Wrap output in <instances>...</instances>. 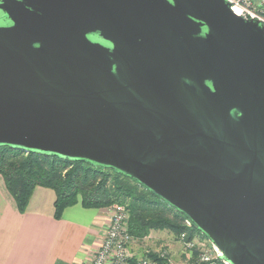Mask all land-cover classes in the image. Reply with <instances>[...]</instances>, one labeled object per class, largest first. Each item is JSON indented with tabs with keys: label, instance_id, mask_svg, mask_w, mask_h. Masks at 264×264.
<instances>
[{
	"label": "water",
	"instance_id": "obj_1",
	"mask_svg": "<svg viewBox=\"0 0 264 264\" xmlns=\"http://www.w3.org/2000/svg\"><path fill=\"white\" fill-rule=\"evenodd\" d=\"M0 146L113 168L264 264V25L227 0H0Z\"/></svg>",
	"mask_w": 264,
	"mask_h": 264
},
{
	"label": "trees",
	"instance_id": "obj_2",
	"mask_svg": "<svg viewBox=\"0 0 264 264\" xmlns=\"http://www.w3.org/2000/svg\"><path fill=\"white\" fill-rule=\"evenodd\" d=\"M0 174L14 197L20 211H26L37 186L56 192L54 216L60 218L64 210L80 202L84 207H110L123 204L130 212L129 229L134 238H144L151 230L169 229L180 237L187 232L189 240L195 237L208 241L188 216L177 211L153 191L135 179L113 168L95 166L90 162H70L57 155H38L9 146H0ZM196 252H199L196 249ZM148 255L158 264H170L167 256L156 252ZM190 264H205L197 260Z\"/></svg>",
	"mask_w": 264,
	"mask_h": 264
},
{
	"label": "crops",
	"instance_id": "obj_3",
	"mask_svg": "<svg viewBox=\"0 0 264 264\" xmlns=\"http://www.w3.org/2000/svg\"><path fill=\"white\" fill-rule=\"evenodd\" d=\"M55 199L52 188L37 186L22 212L0 174V264H88L94 258L108 230L109 209L78 202L56 218Z\"/></svg>",
	"mask_w": 264,
	"mask_h": 264
},
{
	"label": "built area",
	"instance_id": "obj_4",
	"mask_svg": "<svg viewBox=\"0 0 264 264\" xmlns=\"http://www.w3.org/2000/svg\"><path fill=\"white\" fill-rule=\"evenodd\" d=\"M231 10L244 19H257L264 25V0H227ZM110 223L94 258L88 264H158L156 260L147 255L138 256L132 249L134 236L131 234L128 223L129 210L123 204H114L109 207ZM188 226L192 225L186 219ZM187 232H182L184 244L190 250L197 246L194 240L187 239ZM169 261V260H168ZM199 262L205 264H230L223 253L213 245L212 249L200 248ZM171 264V263H170Z\"/></svg>",
	"mask_w": 264,
	"mask_h": 264
},
{
	"label": "rangeland",
	"instance_id": "obj_5",
	"mask_svg": "<svg viewBox=\"0 0 264 264\" xmlns=\"http://www.w3.org/2000/svg\"><path fill=\"white\" fill-rule=\"evenodd\" d=\"M108 208L109 207H104ZM128 220H130V212L128 216ZM128 221V225H129ZM186 224V223H185ZM187 225V224H186ZM155 232L152 237H144L141 239L133 238L132 241V249L134 246L140 249L139 251H133L138 255H147L149 252L159 253L161 256H167L168 260L171 264H190L191 260L195 257L196 254L199 256V252H196V249L200 251L202 249H212L213 244L208 240L200 239L199 237H195L194 241L196 242V247L194 250H190L184 244V240L182 237H177L173 231L169 229H154ZM197 256V260H198Z\"/></svg>",
	"mask_w": 264,
	"mask_h": 264
}]
</instances>
